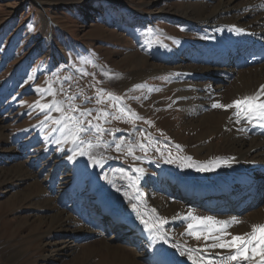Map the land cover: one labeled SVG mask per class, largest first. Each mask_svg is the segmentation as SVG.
Returning a JSON list of instances; mask_svg holds the SVG:
<instances>
[{
  "label": "bare ground",
  "instance_id": "1",
  "mask_svg": "<svg viewBox=\"0 0 264 264\" xmlns=\"http://www.w3.org/2000/svg\"><path fill=\"white\" fill-rule=\"evenodd\" d=\"M178 1V8L169 9L163 0H153L146 11L114 0L113 21L122 29L144 21V16L153 21V14H160L166 21L184 25L188 33L178 44L159 39L149 48L145 45L138 51L144 66L109 76L110 82L124 86L139 84L147 74L165 75L163 82L144 86L151 104L120 106L108 121L115 128H125L139 122L133 114L153 106L156 111L147 116L149 121H167V116L159 117V109H172L181 130L160 141H154L153 130L142 128L114 139L105 177L94 173L93 158L77 155L69 164L61 153L42 149L36 140L10 139L1 146L0 183H6L9 201H28L22 218L34 223L35 235H43L41 264H204L216 258V253H228L220 249L205 252V241L196 243L185 233L189 211L221 220L236 217L240 223L228 229L232 234L248 232L254 223L264 224V124L237 123L235 109L212 107L214 102L227 104L254 94L264 85V62L256 60L264 49V0ZM234 25L244 31L233 30ZM106 92L113 94L110 89ZM141 94V89L131 93L134 99ZM125 95L121 92L119 96ZM60 135L65 141L66 133L60 131ZM141 137L146 146L159 149V161L150 163L148 170L140 158L147 163L154 157L142 151ZM66 142L68 157L80 150L70 139ZM175 153L191 157L185 163L192 167L182 166L179 159L168 163ZM201 165L209 170L199 171ZM133 166L147 170L148 175ZM137 176L140 179L135 182ZM224 190L230 192L224 195ZM141 216L158 224L160 231H145ZM160 220L166 222L160 224ZM159 235L165 239H157ZM5 244L0 242V252L9 260L18 259L21 252ZM198 247L201 251L189 252Z\"/></svg>",
  "mask_w": 264,
  "mask_h": 264
},
{
  "label": "rangeland",
  "instance_id": "2",
  "mask_svg": "<svg viewBox=\"0 0 264 264\" xmlns=\"http://www.w3.org/2000/svg\"><path fill=\"white\" fill-rule=\"evenodd\" d=\"M118 1L130 9L147 11L153 0ZM113 3L114 0H0V148H4V143L10 139L36 140L42 149L61 153L69 164H73L67 156L69 143L56 142L62 139L61 124L55 123L64 113L71 112L85 127L89 121L102 129L110 126L103 132L93 128L81 133L80 140L84 143L79 144L80 149L88 152L80 157L98 161L94 163V173L105 177L107 165L112 160L108 152L114 139L126 138L130 132L142 128L153 130L156 133L154 141H160L158 139H164L166 134L181 130L178 115L172 109H159V117L167 116V121H149L147 116L156 111L153 106L140 109L134 114L139 122L130 123L125 128H115L109 123L108 118L120 106L138 107L142 101L151 104L152 100L146 98V84H159L165 75H145L139 80L140 88L136 87L139 84L115 85L109 76L144 66L138 51L146 48L145 45L149 48L159 39L178 44L188 33L184 25L166 21L160 14H153V21L144 16V21L122 29L114 24ZM179 3L181 1L163 0L169 9L178 8ZM137 37L143 38V42H138ZM107 89L119 100L111 99ZM140 89L142 94L134 99L131 93ZM121 92H125L127 98H120ZM69 97L74 99L69 100ZM54 103L63 107V113L51 107ZM45 104L50 108L42 110L38 106ZM72 107L79 111H71ZM92 132L95 138L90 137ZM139 140L140 144L147 145L142 137ZM155 148L146 146L142 150L149 151L154 157L147 163L140 158L147 170L150 163L159 161L156 157L160 154ZM181 155L175 153L171 158ZM119 163L123 165L124 161L120 159ZM147 170L143 172L147 174ZM5 185L0 183V242L16 247L21 254L12 261L0 252V264H15L16 261L19 264H41L43 235L36 236L31 230L34 223L22 218L28 201L19 204L9 201ZM197 242L203 244L204 240L201 238ZM99 264L107 263L102 261Z\"/></svg>",
  "mask_w": 264,
  "mask_h": 264
},
{
  "label": "snow or ice",
  "instance_id": "3",
  "mask_svg": "<svg viewBox=\"0 0 264 264\" xmlns=\"http://www.w3.org/2000/svg\"><path fill=\"white\" fill-rule=\"evenodd\" d=\"M233 30L237 32L244 31L241 28L232 26ZM136 87H141L137 85ZM38 91H42L38 89ZM109 96L118 101L119 98ZM74 97H69V100H73ZM42 110L45 108H50L49 105H38ZM54 107L57 112L63 113V107L58 106L57 104L51 105ZM213 108H223L225 110L235 109L233 116L236 118V122L240 123L241 121H246L247 123H262L264 124V85H261L260 88L250 95L243 96L239 99H233L230 103L222 104L220 102L212 103ZM71 111H79L74 107L71 108ZM87 111V110H85ZM121 112H125V109L121 108ZM108 115V113H104ZM134 115V114H133ZM118 118V117H117ZM57 124H61L62 127L60 131L66 133L65 141H56L57 143L66 142L68 139L72 143L83 144L84 142L80 140V135L83 132L89 131L93 128L97 129L99 132L105 131L100 128L99 125H93L91 121L88 122L87 127L84 126L83 122L79 121L75 116L71 115V112L64 113L62 119H57L55 121ZM144 149V145H139ZM92 147V145H89ZM178 149L179 145L176 146ZM117 150L119 151L121 145H116ZM159 151V149H157ZM87 150L81 148L79 151H74L73 155L69 156V160H73L77 155L85 156L87 155ZM129 155H132V150L129 148ZM140 157H134V159H139ZM90 159H92L90 157ZM175 159H179L180 163L184 167H192L191 163H185V160L190 161L191 157H177L170 158L167 160L168 163L175 162ZM94 163L98 161L93 160ZM229 161L225 160L223 163H228ZM199 171L209 170L205 165H201L198 169ZM138 173L143 174V169L137 168ZM140 179L139 176L135 178V182H138ZM132 208L136 210L137 205L132 204ZM153 212L156 210L153 209ZM186 218L190 222L186 226L185 233L191 237H194L196 240H203L206 242L204 246V251L207 252L210 249H220L227 250V255L222 253H216V258L204 260V264H264V224H251L250 231L242 234H232L228 229L234 225L240 223L236 217H231L228 220L217 219L214 216H198L189 211L186 214ZM140 223L144 226L145 231L150 233H158L160 231L158 224L150 223L148 220L144 219L142 216L139 217ZM166 221L160 220L159 223L163 224ZM157 239L164 240V235L157 236ZM211 241V243H208ZM201 249H189V252H199ZM185 253L181 252V255ZM189 259H192V256H188ZM193 264H196V261H193Z\"/></svg>",
  "mask_w": 264,
  "mask_h": 264
}]
</instances>
